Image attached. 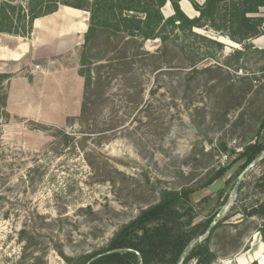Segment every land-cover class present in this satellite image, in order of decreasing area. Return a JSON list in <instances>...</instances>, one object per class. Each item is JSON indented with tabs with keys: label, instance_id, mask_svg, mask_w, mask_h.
<instances>
[{
	"label": "rangeland",
	"instance_id": "1",
	"mask_svg": "<svg viewBox=\"0 0 264 264\" xmlns=\"http://www.w3.org/2000/svg\"><path fill=\"white\" fill-rule=\"evenodd\" d=\"M166 6L165 18L172 15ZM197 16L195 12L192 18ZM192 32L218 43L222 38L210 29ZM251 42L245 49L222 43L217 51L194 39L188 48L198 62L191 72L185 56L188 41L180 38L181 68L156 77L139 71L130 83L112 81L96 112L98 131L77 124L80 111L65 124L54 116L62 127L11 117L3 108L2 86L0 264H66L62 256L92 254L156 203L160 190L197 188L233 162L235 154L223 153L222 146L240 152L256 138L263 141L264 81L257 74L264 72V49ZM100 45L104 50L105 39ZM159 46L158 40L148 41L144 49L153 53ZM237 50L242 52L239 59L234 57ZM140 98L146 104L142 110L135 107ZM109 129L113 131L106 136L89 134ZM60 130L70 137L69 144ZM262 157L264 153L239 183L234 175L241 162H236L192 196L196 222L221 213L210 243L217 255L213 264H264V219L241 215L263 200L257 187L264 172ZM35 166L39 171L31 188L26 175Z\"/></svg>",
	"mask_w": 264,
	"mask_h": 264
},
{
	"label": "trees",
	"instance_id": "2",
	"mask_svg": "<svg viewBox=\"0 0 264 264\" xmlns=\"http://www.w3.org/2000/svg\"><path fill=\"white\" fill-rule=\"evenodd\" d=\"M181 0H0V34L27 36L34 20L53 14L59 6H66L88 13L87 32L79 54L78 74L83 80V92L79 116V126L93 127L98 125L96 112L106 101L107 89L115 79L127 83L135 82L139 71L155 77L162 72L181 68L177 62V41L182 38L190 41L200 39L214 45L217 51L223 47L215 42L196 35L192 30L210 29L228 38L232 43L244 49L250 41L264 37V16L260 9L264 8V0H186L197 17H188L180 9ZM170 5L172 15L165 18L162 8ZM182 10V11H181ZM105 39V48L101 49L100 41ZM158 40L160 46L153 52L144 49L145 42ZM104 52V56L100 53ZM186 60L191 72L195 71L198 60L192 49L186 50ZM241 50L234 52L239 59ZM0 75V88L9 78ZM141 95V88L138 90ZM151 90L149 91L150 94ZM107 99V98H106ZM142 98L136 102V108H142ZM5 108V98L3 103ZM101 130L89 134L107 132ZM65 145L71 139L60 130L58 132ZM223 153L235 154L231 163L220 167L204 184L197 188L184 187L180 190L162 189L156 203L142 209L129 223L123 225L108 244L92 254L72 259L62 256L66 264H85L92 257L118 250V253L99 258L91 264H177L184 255L183 264H213L217 255L211 249V238L220 222L205 237L215 213L209 218L196 222L197 212L192 196L201 189L207 188L221 179L230 170L233 163L241 162L234 177H238L243 169L252 161L259 159L264 153V140L258 138L241 148L240 152H229L222 146ZM260 164L264 166V157ZM39 167L27 171L28 184L32 188L34 174ZM257 187L263 200L249 210L241 212L242 217H259L264 219V172L257 179ZM241 184L236 191H240ZM228 195L223 197V204ZM198 237L200 241L188 248L190 242ZM188 248V249H187ZM251 264H257L253 262Z\"/></svg>",
	"mask_w": 264,
	"mask_h": 264
},
{
	"label": "crops",
	"instance_id": "3",
	"mask_svg": "<svg viewBox=\"0 0 264 264\" xmlns=\"http://www.w3.org/2000/svg\"><path fill=\"white\" fill-rule=\"evenodd\" d=\"M182 3L192 18L195 11L188 1L181 0L180 7ZM260 13L264 16V8ZM87 23L86 11L59 6L53 14L34 20L27 36L0 34V75L10 76L3 83L9 116L62 127L66 118L78 114L83 92L79 52ZM251 43L264 49V37ZM35 65L40 69L32 75ZM54 116H61L64 124L54 122Z\"/></svg>",
	"mask_w": 264,
	"mask_h": 264
},
{
	"label": "water",
	"instance_id": "4",
	"mask_svg": "<svg viewBox=\"0 0 264 264\" xmlns=\"http://www.w3.org/2000/svg\"><path fill=\"white\" fill-rule=\"evenodd\" d=\"M258 161H259L258 159L255 160V161H252L249 165H247V166L243 169V171L239 174V176H238V178H237L238 183L242 180L243 176H244L249 170H251V169L255 166V164H256ZM220 215H221V213L218 212V213L214 216L212 222H211L210 225H209V228H208L207 232H206L205 235H204L205 237H207V236L209 235L210 231H211V230L217 225V222L219 221V217H220ZM202 238H203V237H198V238L193 239V240L190 242L188 248H190V247H191L193 244H195L196 242L200 241ZM188 248H187V249H188ZM118 252H119L118 250H112V251H108V252H105V253H102V254L96 255V256L92 257L91 259H89L85 264H91V263H93L94 261L98 260V259L101 258V257L107 256V255H110V254H115V253H118ZM183 262H184V255L180 258V260H179V262H178L177 264H183Z\"/></svg>",
	"mask_w": 264,
	"mask_h": 264
},
{
	"label": "bare ground",
	"instance_id": "5",
	"mask_svg": "<svg viewBox=\"0 0 264 264\" xmlns=\"http://www.w3.org/2000/svg\"><path fill=\"white\" fill-rule=\"evenodd\" d=\"M181 2V1H180ZM168 5V4H167ZM167 7V6H166ZM181 8L182 10L185 12V13H191V10L189 9V7H187V5L185 3H182L181 5ZM168 9V7H167ZM167 15V14H166ZM220 42L223 43V44H226L227 42H231L228 38L226 37H222L220 39ZM232 43V42H231ZM234 44V43H233Z\"/></svg>",
	"mask_w": 264,
	"mask_h": 264
},
{
	"label": "built area",
	"instance_id": "6",
	"mask_svg": "<svg viewBox=\"0 0 264 264\" xmlns=\"http://www.w3.org/2000/svg\"><path fill=\"white\" fill-rule=\"evenodd\" d=\"M39 69H40L39 66H38V65H35L34 68H33L32 70H30V74L33 75V74H34L36 71H38ZM257 76H258L259 78L263 79V81H264V72H260V73H258Z\"/></svg>",
	"mask_w": 264,
	"mask_h": 264
}]
</instances>
